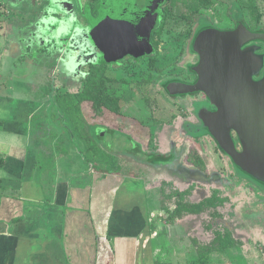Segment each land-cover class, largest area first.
Here are the masks:
<instances>
[{
    "label": "rangeland",
    "instance_id": "374dc122",
    "mask_svg": "<svg viewBox=\"0 0 264 264\" xmlns=\"http://www.w3.org/2000/svg\"><path fill=\"white\" fill-rule=\"evenodd\" d=\"M93 2L0 0V117L7 119L0 130V156L9 152L2 147L6 145L39 153L41 164L35 177L41 179L40 193L45 196L39 199L44 201L51 194L45 186L47 178L70 187L79 181L77 174L104 177L102 166L90 172L87 163L77 160V151L65 145V125L55 117L57 107L42 96L50 78L53 94L73 114L94 154L105 160L110 153L131 168L128 176L123 173L111 180L144 189L155 242L154 264H264V193L232 176V166L213 147L206 145L199 151L175 134L177 128L157 127L175 124L181 111L189 108L188 102L167 98L160 82L185 75L194 30L204 22L233 27L240 16L251 28H264V0H165L162 21L151 39L153 57L119 61L88 83L93 64L106 57L95 46L88 23L80 18L86 7L93 14ZM83 34L88 35L86 42ZM82 90L86 99L77 109L70 94ZM93 125L113 130L96 134ZM54 129L62 134L51 132ZM40 135H51L43 148L34 141ZM143 152L163 157L148 161ZM58 158L67 164L59 165ZM194 165L211 177V184L186 182V167ZM184 192L188 193L179 195ZM215 195L223 199L217 207L171 219L179 204H197ZM230 227L236 245L223 252L209 251L201 258L199 246H216L215 233Z\"/></svg>",
    "mask_w": 264,
    "mask_h": 264
},
{
    "label": "crops",
    "instance_id": "0c3cea01",
    "mask_svg": "<svg viewBox=\"0 0 264 264\" xmlns=\"http://www.w3.org/2000/svg\"><path fill=\"white\" fill-rule=\"evenodd\" d=\"M2 147L9 152L0 169V264H154L142 186L105 174H77L70 187L47 178L44 201L36 152Z\"/></svg>",
    "mask_w": 264,
    "mask_h": 264
},
{
    "label": "flooded vegetation",
    "instance_id": "af4514ba",
    "mask_svg": "<svg viewBox=\"0 0 264 264\" xmlns=\"http://www.w3.org/2000/svg\"><path fill=\"white\" fill-rule=\"evenodd\" d=\"M164 1L94 0L93 14L90 7H86L83 13L81 12L80 18L82 16L88 23L95 46L99 52L104 53L106 56L103 61H96L93 64L94 66L98 65V68H100L97 69L98 74H104L109 66H116L119 61L136 60L132 55L137 51L136 49L142 46H150L151 50L153 49L151 39L155 29L162 21ZM53 16L57 19L61 18L59 14ZM241 21L253 33L264 31V28H251L242 16L235 21L233 27L220 28L213 23L204 22L194 30L188 46L190 57L184 63L185 75H174L160 82L161 90L167 98L172 102H188L189 108L181 111L175 124L157 126L158 128H177L175 134L184 137L198 150L199 147H205L206 145L213 147L218 151L220 157L232 166L233 170L231 160L220 152L215 138L204 133L207 129L211 130L218 139L222 140L224 145H234L240 152L242 150V140L245 137L244 128H258V124L255 126L257 112L263 108V102H261V106H258L257 100L260 93L258 83L264 78V43L253 40L244 45L238 44L237 51L232 55L234 62L231 67L223 69L210 64L209 70L201 71L196 68L201 61V53H199L201 46L196 47L198 51L192 50V41L202 24H210L221 31H235L238 22ZM94 27L95 38L93 37ZM238 32L242 33L243 31ZM85 38H88V35L84 36V42H86ZM241 41V39H237V42ZM132 47L135 51L129 49ZM87 49L93 53L95 52L92 46H88ZM120 50L127 55L116 62L108 61L111 58L110 56ZM153 55L152 50L151 55L143 58H151ZM220 56L224 57L223 55ZM204 57L208 56L205 55ZM102 66L104 67L102 68ZM173 80L181 81L184 84L203 82H200L201 89L195 93L174 97L164 89V83ZM248 110L250 111L248 112ZM91 128H95V132L96 128H104V130L99 129L101 132L113 130V128L104 125H93ZM183 128H185L184 131ZM188 128L194 129V132H192L194 138L188 136L190 134ZM99 132H96V134ZM145 156L148 161L151 158L161 159L163 157L161 153L145 154ZM149 165L160 168V165H152L150 162ZM194 167H186L187 177L185 178L191 180L192 183L200 182L205 174L198 170V167ZM178 172H184L183 168ZM231 175L239 180L241 179L235 172ZM209 178L211 179V177Z\"/></svg>",
    "mask_w": 264,
    "mask_h": 264
},
{
    "label": "water",
    "instance_id": "95a60500",
    "mask_svg": "<svg viewBox=\"0 0 264 264\" xmlns=\"http://www.w3.org/2000/svg\"><path fill=\"white\" fill-rule=\"evenodd\" d=\"M241 30L243 31L242 33L238 32ZM95 36L94 27L93 37L95 38ZM237 39H241L242 41L237 42ZM253 40L264 43V31L253 33L242 21L238 22L235 31H221L210 24H202L192 41V50L198 51L196 47L199 45L201 46V50L199 51V53H201V61L196 67L197 70L207 71L210 68V64L216 65L217 68L228 69L234 62L232 55L237 51V45H244ZM205 55L208 57H204ZM200 82L202 83L203 81ZM200 82L195 84H184L181 81L173 80L164 83V89L174 97L177 95H189L201 89ZM258 85L260 88L257 100L258 106H261V102H263L262 110L257 112L255 126L258 124V128H244L245 137L242 140V150L240 152L234 145H224L222 140L218 139L211 130L207 129L204 134L215 138L218 149L231 160L234 172L242 180L264 193V78ZM249 111L250 110H248V112ZM249 125L248 123V126ZM99 129L104 130V128H96V132H99ZM184 130L185 128H183V131ZM187 130H189L190 133L188 136L194 138L195 136L192 134L194 129L188 128Z\"/></svg>",
    "mask_w": 264,
    "mask_h": 264
},
{
    "label": "trees",
    "instance_id": "16d2710c",
    "mask_svg": "<svg viewBox=\"0 0 264 264\" xmlns=\"http://www.w3.org/2000/svg\"><path fill=\"white\" fill-rule=\"evenodd\" d=\"M136 50L137 51H135L132 55V57L136 58V60L151 55V51H152L150 46L147 47L142 46ZM126 55H127L126 53H122V51L120 50L117 53H114L112 56H110L111 58L108 59V61L116 62L117 60L124 58ZM104 66H102V68ZM97 69H100L98 68V65L96 66L93 65V68L87 77L88 83L98 79ZM47 85L48 87L44 90L42 96H46L50 101L49 104L55 105L57 107L56 109L58 113L56 114L55 117L57 119L58 116L59 121L62 120L65 125L64 136H62L65 139L66 142L65 145L67 144V147H71L72 149L77 151V155L79 156L80 160H83L85 164L86 163L88 164L90 172L92 173L99 171L98 165H100V167L101 166L103 167V169H101L100 171L103 172L105 175L118 176L119 174H123V173L127 174L131 168L128 166V164H126L125 161L123 162L118 160L116 156L110 155V153L109 155L106 153L107 158L105 160L98 158L94 154L93 149L90 147V145L86 143L85 139L81 136L73 114L69 110H67L64 106H62L59 96L53 94L52 79L49 78V82ZM85 99H86V94L83 90L74 94H70V101L77 109L80 108L81 104L85 101ZM6 120H7L6 118L0 117V130H2V128L4 127ZM52 131H56L58 134L59 133L62 134L61 130L58 129L51 130V132ZM89 134L91 137L92 135L90 131ZM50 139H51V135L48 136L40 135V137L35 141L36 143L37 142L39 143L38 145H40L41 148H43L44 146L43 143L45 141H49ZM60 139L62 140V138ZM36 154L37 156L39 155L38 152H36ZM144 155L145 154L143 153V156ZM40 161L41 160L38 157L37 167H39V165L41 164ZM5 163H6L5 158L0 156V169L4 167ZM201 163L202 165H204L202 159H201ZM188 181L190 180H187L186 182L188 183ZM200 182L204 184H211L212 180L207 176L206 177L203 176ZM187 193L188 192L186 193L184 192L183 194H179V195L183 197V195ZM222 203H223V199H220L215 195L209 198H204L202 201H200L197 204H179L172 212L171 219H173L174 217L182 216L183 214L200 215L203 212L208 211V209L215 208ZM215 234H216L215 242L217 243L216 246L214 247L199 246L200 249L199 256L201 258L205 257L209 251L223 252L227 249L233 248L236 245V240L233 236L232 227L227 228L224 233L216 232Z\"/></svg>",
    "mask_w": 264,
    "mask_h": 264
}]
</instances>
